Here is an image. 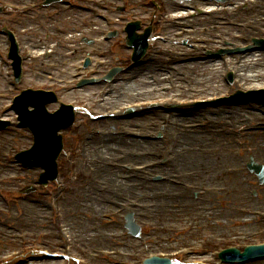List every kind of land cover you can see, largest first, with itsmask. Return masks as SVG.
Instances as JSON below:
<instances>
[{"label": "rangeland", "instance_id": "rangeland-1", "mask_svg": "<svg viewBox=\"0 0 264 264\" xmlns=\"http://www.w3.org/2000/svg\"><path fill=\"white\" fill-rule=\"evenodd\" d=\"M18 4H24L26 2H36L38 0H11ZM119 1L123 4L125 13L130 11H136L135 0H109ZM107 0L104 4L98 3V6L92 7L87 4H81L73 10H69L66 13L62 11L58 16L49 17V13L39 11L26 15L25 20H21L17 25L18 33L21 35V40L24 45L33 48L32 46L50 45L52 48L58 51L52 62L58 65V69L55 72L46 70L43 65L38 62H30L27 70L26 86L39 87L43 80L39 79L38 74L48 75L55 73L60 78L68 80L72 74H74L73 65H78L81 62L84 52H90L96 59H104L102 70H107L109 67L122 66L126 63L127 55L124 53V44L115 39L111 44H104L101 42L100 37L106 30V20H103L97 15L107 16V13L117 14L113 8V4ZM28 4V3H26ZM256 3L246 6V9L242 11L238 19L235 21H253L255 25H262L260 23L261 16L264 14V7L260 12L254 14L251 13L253 8L255 9ZM258 5V3H257ZM122 6V5H121ZM245 8V7H244ZM62 10V7L58 8ZM143 10V8H140ZM12 16L3 18L4 20L14 21ZM258 20V21H257ZM257 21V22H255ZM205 28L198 30L196 34H187L182 36L184 41L188 40V36H203L204 38H215L220 41V46L228 48V45L235 47L242 46L243 43L248 42L246 36H235L237 30L231 28H225L224 30L217 29L212 19L203 21ZM45 32L50 33L52 36L45 35ZM263 32V31H262ZM193 35V36H192ZM252 36H258L253 34ZM169 37V36H168ZM227 44H221L224 40ZM241 42H240V40ZM177 37H169L168 41L155 42L150 45V50L153 52L152 60L156 63L159 70L158 75L160 77L159 93L153 94L151 91L154 86L149 88L150 83L149 75L146 86L140 82L143 81V75H146L147 71L140 74L138 79L131 84H123L117 86L116 92L111 98L115 103L110 104L105 109V104L98 105L97 110L103 114H112L111 117L105 116L106 120H112L113 123L109 129L107 126L110 121L97 123L98 128L102 130L101 136H108L113 139L110 144V151L107 153L106 159H101V155L91 153L89 149H82L81 142L84 135L88 134V131L92 132L96 123H92L89 119L85 118L83 113H77L75 119L78 121L76 128H71L66 133V141L68 143L69 152H72L70 157V163L64 170L63 174L68 179V192L64 196L62 202V208L65 217V224L74 234L77 243L88 244L94 249H107L114 250L123 254L121 258H115V261L121 264H137L140 260L146 256L154 253H162L171 255L172 251H176L180 246L195 244L201 245L206 243L207 250L199 251L195 253V257L190 258L187 264H216V258L211 256L212 248L209 247L214 240L222 238L237 239L238 237H244L248 232L256 233L264 230V220L259 217L246 218L244 215L251 214L252 212H264V185L258 186L257 180L254 176L250 175L245 169L244 164L248 162L249 157H253L255 162L264 165V156L259 153L255 146L250 142L254 139L251 135L245 137L242 129L249 125H255L257 122L264 124V119L261 118V114L257 112L258 117H255V112L250 116H246L239 120H235L234 130H231L230 126L217 125L213 128H208L210 131H205L213 138L221 139L222 141L211 143H187L181 145L176 151L174 143H181L186 141L188 134H178L181 132L178 126L172 129H166V123L169 117L166 116L165 121L155 118L160 109H148L145 114H138L135 112L137 119L131 120L132 115L127 114L123 108L129 103L139 102L144 103L148 101L165 102V111L176 113L178 110L171 109L174 104H182L194 101L196 99H204L208 97H214L217 94L221 96L229 91H233L241 86L245 80L254 79L264 84V54L256 57L254 60L249 61L244 66L243 82L235 77V81L232 85L227 84L225 79V72L220 60L218 62L207 63L204 61L189 62L190 58L197 59L199 56H204L207 52H213L214 47H184ZM214 42V41H213ZM215 43V42H214ZM2 36H0V49H5ZM42 47V46H41ZM123 49V50H122ZM4 51V50H3ZM2 51V54H3ZM182 53L185 55L182 56ZM1 54V55H2ZM71 55V56H70ZM70 56V57H68ZM211 58V56H208ZM232 58H238L239 56H229ZM213 59V58H211ZM177 60L185 61V64L179 66L177 80L181 84L180 88H175L173 92L165 94L162 89L170 87V81H167V75L169 68H177ZM250 60V59H249ZM160 61V62H159ZM161 65H159V63ZM148 66V65H147ZM145 66V67H147ZM249 67L246 69V67ZM94 68H96L94 66ZM166 71L165 73H163ZM124 74V72H123ZM215 78V84H205L204 86H196L194 84V77L200 78ZM131 77V75H126ZM241 82V84L238 83ZM250 81V80H248ZM125 84V85H124ZM246 86L255 85L257 83L245 82ZM179 86V85H178ZM187 86V87H186ZM193 86L198 89L195 94L201 92L200 97L190 96L187 88ZM218 86V87H217ZM7 87V81L5 72L0 69V92L4 91ZM242 87V86H241ZM247 87H243L245 89ZM251 88V87H248ZM247 88V89H248ZM113 89L112 86H92L86 88L82 93L75 95H67V102H75V104H88V109H96L93 104L98 101V94L101 91ZM133 92H138L140 95L138 101H136L132 95ZM160 93H164L162 95ZM194 94V93H191ZM180 96V98H174L168 101L170 97ZM164 98L163 100H161ZM190 99V100H187ZM205 103H211L207 101ZM1 105V103H0ZM114 105H116L114 107ZM242 107L251 108V105H242L239 107H200L190 108L188 112L193 113L196 111L204 110L202 114L196 117L194 122H204L202 116L213 119L217 115H225L234 112L233 110H240ZM238 108V109H234ZM217 109L214 114L208 113L205 110ZM254 109V108H253ZM261 109V108H260ZM259 109V110H260ZM96 110V111H97ZM131 111V108H129ZM225 110V113H222ZM246 110H248L246 108ZM242 115L239 111L236 112ZM165 114V115H166ZM163 115V117L165 116ZM133 113V117H134ZM254 116V117H253ZM253 117V118H252ZM252 118V120H250ZM114 119V120H113ZM179 119V118H178ZM177 119V120H178ZM83 120V121H81ZM134 121H139L135 123ZM190 121V120H188ZM172 127L174 126V119L170 121ZM176 123V122H175ZM229 123V122H227ZM177 125V123H176ZM82 126V128H80ZM212 126V125H211ZM210 126V127H211ZM114 127L113 129H111ZM78 128H80L78 130ZM164 130V131H163ZM219 130L225 131L223 134L219 133ZM218 131V132H217ZM233 131V132H231ZM126 132L129 137L136 136L135 138L141 143H156L150 145L149 148L144 149L140 147L128 146L124 144L122 146H116V140L121 137L127 140H135L125 135ZM146 132V135L142 133ZM176 132L175 136L171 134ZM229 132L231 134H227ZM25 133L21 131L13 130L6 134L0 135V179L12 174L18 175L20 172L10 166L12 156H6V154L12 153L13 146L16 148H25L28 145V141L24 140ZM141 138V139H140ZM98 138H94L93 142ZM227 143L232 148L230 151L231 159H223L219 155L226 154ZM115 146V147H114ZM173 147L174 154L178 155L175 170H167L168 164L167 151L169 147ZM146 148V147H145ZM6 150V152L3 151ZM99 149L105 150L100 146ZM262 150V149H260ZM101 153H104L100 150ZM82 153V155H81ZM138 153V157L133 154ZM125 154L130 158L123 160L121 158ZM193 154L191 157H197L200 159L212 157V161L206 164L203 170L199 169L198 163H194L192 158L185 161L181 157ZM85 155V156H84ZM215 155V156H214ZM214 156V157H213ZM210 159V158H209ZM222 165L220 168L219 165ZM219 164V165H218ZM85 165V167H84ZM83 166L82 172H79L78 167ZM206 166H210L209 169ZM105 168V169H104ZM112 169L119 171L117 175L118 183H122L123 186H118L113 189V194L110 195V184L108 181H103L98 177V170ZM155 176H160L158 181H155ZM181 176L185 179L184 183L188 184L190 190L177 186L178 177ZM162 177V178H161ZM21 179L22 183L34 184L37 180V172H26ZM181 181V180H180ZM182 183V182H181ZM29 184V185H30ZM14 186V187H13ZM20 187L16 183H12L10 189ZM93 187L95 192L100 194V204L103 207L101 210L88 207L83 202L84 197L87 195L88 190ZM21 188V187H20ZM192 189V190H191ZM55 190L53 184L49 185L45 189L37 188V191L28 198L14 199L17 206H22L17 214V210L14 208L8 214L0 213V233L5 232L4 225L14 226L18 229L24 230L28 236L35 235L38 232L52 231L49 221H45L43 217H46L49 213L48 196ZM127 190V192H126ZM104 192V193H103ZM114 192L116 194L114 195ZM0 195V199H1ZM12 198V197H10ZM6 198L7 200L10 199ZM9 202V201H8ZM69 203L68 205L66 204ZM87 205V206H86ZM0 208L5 210L6 206L0 200ZM127 209L134 210L137 222L142 226V237L138 240H133L123 228V220L121 216ZM244 210H247L245 212ZM179 213V214H176ZM106 219V220H105ZM32 220H35V225ZM105 220V221H104ZM165 225V227L163 226ZM191 225L194 227V232L188 236H180L178 229ZM165 232V230H168ZM256 231V232H255ZM6 232L12 233L11 228L7 227ZM250 233V234H251ZM53 240H43L39 242L45 245L47 249L52 252H60L58 250L59 243L61 242L56 234H51ZM50 235V236H51ZM241 235V236H240ZM264 240V234H261L258 238H255L254 242H260ZM144 242H148L147 252H144ZM18 243L6 240L1 237L0 234V255L9 252L10 250L17 249ZM58 250V251H56ZM212 250V251H211ZM217 250V249H215ZM126 253V254H125ZM169 253V254H168ZM54 254V253H53ZM129 255V256H127ZM40 257V256H39ZM54 260L51 262H41L39 264H69L61 260L57 256H54ZM102 256H100L101 258ZM129 257L130 259L127 260ZM178 260V258L176 259ZM113 259H104L95 261L96 264H113ZM137 261V262H136ZM136 262V263H135ZM38 264V263H36ZM264 264V263H255Z\"/></svg>", "mask_w": 264, "mask_h": 264}, {"label": "bare ground", "instance_id": "bare-ground-1", "mask_svg": "<svg viewBox=\"0 0 264 264\" xmlns=\"http://www.w3.org/2000/svg\"><path fill=\"white\" fill-rule=\"evenodd\" d=\"M254 56V55H253ZM261 56V55H260ZM249 57L246 55V56H242L240 59L243 60V62H246V60L248 59ZM247 68H249L247 66ZM195 80L194 84L196 86H204L205 84H215V78H205V76H201L200 78H196L194 77L193 78ZM218 87V86H217ZM193 89L195 90H198L196 88L193 87ZM253 111H256L257 109H251ZM250 108L248 110H246V108H241L240 110H238L242 115H240L239 113L234 115V114H226L225 115H217L216 117H214L212 119V126L211 127H207L206 129L208 128H213L217 125H221V126H230L231 130H234V121L237 120L239 122V120H241L242 118H245L247 115H252V112H251ZM255 117L254 118H257L258 117V114H254ZM180 117V116H179ZM252 117V118H253ZM252 118L250 120H252ZM196 119V118H195ZM193 119V120H195ZM186 119H181V120H178L177 122L178 123H184ZM229 122V123H227ZM197 123V122H195ZM189 124H193V123H189ZM205 131H210V130H204V132H197L196 135H190L187 137L186 141L183 140L180 144L183 145L184 144H187V143H211L212 141H216V142H220L222 141L221 139H218V138H213L212 136L207 135V133ZM252 137H254V139H257V140H250V142L255 146L256 150L262 154V156H264V133H253V134H250ZM113 139L109 138L108 136H102L100 139H97L95 140L93 143H91L89 145V148H90V152L91 153H95L96 155H101V159H106L107 157V153L110 151V144L112 143ZM116 146H122L124 144H127L128 146H134V147H140V148H143L144 149H147L150 147V145H153V144H156V143H141V142H138L137 140H127L125 139L124 137H121L118 141L116 140ZM205 143V144H206ZM179 144V145H180ZM101 147H103L105 150H102V149H99ZM157 146V144L155 145ZM115 147V146H114ZM146 147V148H145ZM232 148L229 146V144L227 143V146H226V151L227 153L226 154H223V155H219L221 158L220 159H223L222 162L226 161L224 159H231L232 155L230 153L229 150H231ZM262 149V150H260ZM103 151L104 153H101L100 152ZM193 154H189V155H186V156H183L181 157L182 159H184V162L185 161H188L190 160V158H192V160L194 161V163H198L199 165V169L203 170V168H205L204 166L206 164H209L210 165V162L212 161V157H208V158H204V159H200V158H197V157H191ZM215 156V155H214ZM213 156V157H214ZM210 158V159H209ZM220 164V163H219ZM218 164V165H219ZM85 167V165H84ZM219 167L221 168L222 165L220 164ZM207 169L210 168V166H206ZM78 169L80 170V172H82L83 170V166H79ZM105 169V168H104ZM98 170V177H100L101 179H103V181H108L109 184H110V195L113 194V189L115 187L118 188V186H123L122 183H118L117 181V175L119 173V171L117 170H112V169H106V170ZM119 186V188H120ZM127 192V190H126ZM116 194V192H114V195ZM100 194H98L97 192H95V189L93 187H91L90 190H88V193L87 195L84 197V200L83 202H85L87 205H89L88 207H92V208H96L97 210H101L103 207H101L102 204H100ZM86 205V206H87ZM249 216H247L246 218H248ZM250 218V217H249ZM36 223V222H34Z\"/></svg>", "mask_w": 264, "mask_h": 264}]
</instances>
